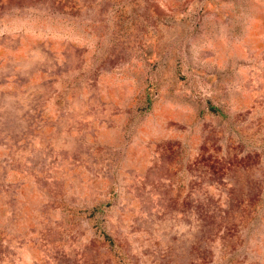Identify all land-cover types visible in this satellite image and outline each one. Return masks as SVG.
<instances>
[{
    "label": "rangeland",
    "instance_id": "obj_1",
    "mask_svg": "<svg viewBox=\"0 0 264 264\" xmlns=\"http://www.w3.org/2000/svg\"><path fill=\"white\" fill-rule=\"evenodd\" d=\"M0 264H264V0H0Z\"/></svg>",
    "mask_w": 264,
    "mask_h": 264
},
{
    "label": "trees",
    "instance_id": "obj_2",
    "mask_svg": "<svg viewBox=\"0 0 264 264\" xmlns=\"http://www.w3.org/2000/svg\"><path fill=\"white\" fill-rule=\"evenodd\" d=\"M210 109H211L212 111H214V112H218V111H220V108L217 107V106H215V105H211V106H210Z\"/></svg>",
    "mask_w": 264,
    "mask_h": 264
}]
</instances>
